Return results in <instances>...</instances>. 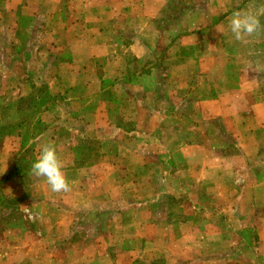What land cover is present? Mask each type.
Instances as JSON below:
<instances>
[{
	"label": "crops",
	"instance_id": "obj_1",
	"mask_svg": "<svg viewBox=\"0 0 264 264\" xmlns=\"http://www.w3.org/2000/svg\"><path fill=\"white\" fill-rule=\"evenodd\" d=\"M7 1L0 0V4ZM25 3H40L41 17L50 10L76 11L77 4L84 6L78 7L85 20L83 35L74 33L79 37L68 42L74 67L82 70L70 98L77 89L83 90L81 96L87 95L88 86L118 87L117 108L110 106L112 100L103 89L93 96L100 99V106L88 112L87 119L76 120L83 128L69 129L81 137L94 136L96 148L101 149L98 162L75 166L72 159L70 167L64 168L72 176L68 180L74 208L115 210L117 214L120 196L128 190L138 195L137 200H146L137 201L145 207V214L134 227L138 238L145 240L144 251H152L151 245L157 242L171 247L178 244L181 249L179 253L144 255L136 248H122L124 241L116 238L112 254L92 251L87 255L85 251L76 257L59 246L74 236L72 217L66 234H52L51 250H41L46 240L35 241L37 251L33 253L1 241L0 264L87 260L94 264H264V32L241 42L228 28V17L234 11L256 10L264 6V0ZM97 59L103 60L101 70ZM26 94L17 92L16 99ZM25 115L22 108H16V119L7 124L16 128ZM25 133L22 126L18 135H6L0 152L1 176L14 160L16 146L20 150L27 146ZM40 133L31 141L34 147L46 132ZM17 136H21L19 141ZM52 136L56 141V135ZM76 172L86 175L87 185L75 181ZM156 176L163 180V188L156 186ZM125 179L131 184L127 188ZM142 182L148 188L140 193ZM161 191L170 205L178 203L177 209L166 205L170 217L163 227L157 225L155 214ZM43 203L47 211L48 203ZM177 230L181 233L176 235ZM158 236L163 239L158 241ZM99 240L84 239V246H100ZM140 240L134 246L141 245ZM19 242L28 243L23 238Z\"/></svg>",
	"mask_w": 264,
	"mask_h": 264
},
{
	"label": "rangeland",
	"instance_id": "obj_2",
	"mask_svg": "<svg viewBox=\"0 0 264 264\" xmlns=\"http://www.w3.org/2000/svg\"><path fill=\"white\" fill-rule=\"evenodd\" d=\"M24 3L25 0H8L7 3L0 4V152L6 135L12 133L14 136L18 135L22 126L26 129L24 139L27 145L25 147L22 143L24 148L21 150L16 146L14 160L5 174L3 176L0 174V242L3 241L4 245L6 243L11 246L19 245L20 250L25 249L33 253L37 251V248H34L35 241L46 240L47 244H42L41 250L44 251L45 248V250H51V239L54 236L52 234L56 231L61 235L66 234L73 217L76 221L75 226L72 227L74 236L59 245L67 254L70 252L76 257L85 251H88L87 255L92 254V251H106L112 254L116 249L114 246L116 238L124 241L122 248L126 250L136 248L137 251L144 252V255L156 253L154 255L160 256L171 252L179 253L180 245L175 244L171 247L158 242L151 245L152 251H144L145 240L138 238L134 229L136 223L138 225L143 221V218L140 221L138 217L145 214L143 204L137 205L139 203L137 201H146L143 197L137 200L138 195H133L127 190L125 195L120 196L121 203L120 208H117L119 209L117 214L115 210L107 211L99 208L84 210L83 206L76 209L74 195L73 197L69 195L71 190L66 193L53 192L44 178L32 174L31 165L45 143L55 146L66 169L70 167L72 159H75V166L98 162L101 149L96 148L95 137H81L69 129L83 128V125L76 120L81 116L87 119L88 112L100 106L98 102L100 99H93V96L99 95L103 89L112 100L110 102L112 108H117L119 103L116 91L118 87L111 84L100 85L99 89L97 85H87L89 87L87 95L81 96L80 93L83 90L77 89L73 94L74 98H70V91L74 87L76 77H80L76 75L81 74L82 70L74 67L75 59L68 42L73 37H79L74 36V33L83 35L85 20L78 7L84 6L77 4L76 11L74 9L71 11L60 9L57 12L50 10V12H44L41 17L40 3H25V6ZM27 4L30 5L28 8H26ZM22 6L25 8L22 9ZM35 17H39L40 20H36ZM102 63V59L96 60L99 70L102 69ZM17 92L27 94L17 100ZM88 97L92 99L86 102ZM127 103L130 102H126L125 105ZM16 108H22L26 115L23 116L25 120L22 125L18 123L15 128L14 124L7 123L16 119V116L14 117ZM88 120L90 121L89 118ZM39 132L46 133L43 135L42 142L34 147L31 141ZM53 134L56 135V141ZM20 137H16L17 141ZM109 140H116V138ZM92 169L93 167L90 171ZM66 176L68 179L72 178L71 175ZM84 176L86 175L80 172L75 173V181L82 183V187L87 185L88 180ZM155 180L156 186L163 188V180L159 176H156ZM124 183L126 188L131 185L128 179H125ZM147 185V182L142 184L143 190L140 188V193L147 190ZM161 192L156 200L155 214L157 225L163 227L166 219L170 217L166 216L168 213L166 205L177 209L178 203L174 202L170 205V199L163 191ZM71 198H73L72 201ZM44 201L48 203L47 211ZM72 208L76 209L74 213L71 211ZM174 233L177 235L181 233V230ZM21 238L28 243L17 244V240ZM92 238L93 241L100 239L98 242L100 246L94 244L90 249L87 243L85 247L84 239ZM138 239H141V245L138 242L134 246ZM160 239L163 238L159 237L158 241ZM134 254L137 255L136 251ZM93 261H76L75 263L94 264ZM126 261L125 258L123 262ZM95 264L105 263L95 261Z\"/></svg>",
	"mask_w": 264,
	"mask_h": 264
},
{
	"label": "clouds",
	"instance_id": "obj_3",
	"mask_svg": "<svg viewBox=\"0 0 264 264\" xmlns=\"http://www.w3.org/2000/svg\"><path fill=\"white\" fill-rule=\"evenodd\" d=\"M264 16V6L252 9L234 11L228 17V28L236 41H246L261 32H264V24L261 23ZM31 172L36 177L45 179L51 191L69 192L70 182L64 172V163L58 156L55 146L45 143L41 146L39 155L31 165Z\"/></svg>",
	"mask_w": 264,
	"mask_h": 264
}]
</instances>
